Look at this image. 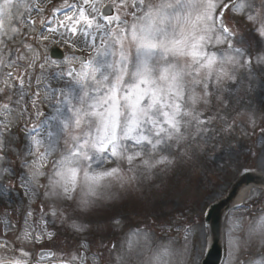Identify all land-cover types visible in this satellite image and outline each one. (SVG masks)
<instances>
[{"label": "snow or ice", "instance_id": "1", "mask_svg": "<svg viewBox=\"0 0 264 264\" xmlns=\"http://www.w3.org/2000/svg\"><path fill=\"white\" fill-rule=\"evenodd\" d=\"M64 7L71 11L57 26L41 19L35 37L33 14L46 12L38 0H0V180H9L0 183V264H191L190 220L157 215L125 229L127 217L114 212L105 242L93 234L92 215L142 193L157 172L235 128L238 93L264 77V0H64ZM60 11L53 5V15ZM45 32L91 52L73 57L78 67H63L48 56ZM45 102L54 115L40 110ZM260 140L250 155L264 160V128ZM16 162L24 169L18 186ZM248 199L258 211L236 206L245 213L227 229V264H264V188ZM62 229L73 246L34 251Z\"/></svg>", "mask_w": 264, "mask_h": 264}, {"label": "rangeland", "instance_id": "2", "mask_svg": "<svg viewBox=\"0 0 264 264\" xmlns=\"http://www.w3.org/2000/svg\"><path fill=\"white\" fill-rule=\"evenodd\" d=\"M106 1L109 0H98V6ZM38 2L40 7L46 9V12L43 16L33 14L36 25L31 35L35 37H39L41 31H43L40 23L41 19L52 22L51 25L46 24L45 28L57 26V20L63 19L64 11H71V9L64 7V0H53L52 4L46 3V0H38ZM68 3L79 5L81 0H68ZM53 5L61 9L55 15H53ZM58 31H64V29L58 28ZM241 31H244L243 27H241ZM45 35H48L49 39L42 42L48 45L47 54L50 58L53 45L65 50L66 55L63 59L51 58L63 67H67L70 62L78 67L79 61L73 60V57L82 58V56L85 57L91 52L88 47L81 49L78 46L73 47L66 44L62 40H56V33L45 32ZM75 39L79 40L80 37L77 36ZM52 83H56L54 77ZM43 94L42 92L41 95L43 96ZM238 95L243 96V106L237 105L240 114L236 116V126L230 133L207 139L194 159L185 161L167 171L157 172L150 185H145L142 193L125 195L123 199L118 198L116 208H100L93 213L91 225L93 234L102 237L107 242L112 234L111 221L108 217L114 212L127 217L124 221L125 229H135L137 226L144 227L145 223H151L157 215L184 218L192 221L195 225L193 236L190 238L187 258L191 264H201L212 239L210 227L205 223L206 213L210 205L223 199L243 173L264 174V160L250 155V153L258 152L262 147L260 136L261 128H264V77L258 76L250 91L246 84L244 90L239 92ZM62 107L67 110V105ZM40 110L48 112L49 115L55 114L49 108L47 102ZM250 119L256 121L254 128L250 124ZM42 120H44V117H37L33 123L38 126L40 134L44 135L47 126L39 127ZM49 122L56 123L55 121ZM13 169L15 174L11 178V183L18 186L19 179L17 177L24 174V169L20 166V162L14 163ZM8 182L7 176L0 180V183ZM260 188L264 187L254 184L248 186L244 198L240 202L232 204L224 214L222 228L224 255L222 264H227L228 259L226 233L230 221L245 213L243 208L237 209L236 206L249 204L253 211H258L255 205L250 204L248 197L254 189ZM9 195L16 202L21 200L18 192H10ZM36 204H39V200L36 201ZM157 232L162 237L161 243L168 244V236H165L159 229H157ZM171 235L174 239H182V237H175L174 232ZM73 245L72 233L62 229L58 234V238L53 241L45 240L37 244L34 251L38 252L41 248L68 249ZM42 264H53V261H45Z\"/></svg>", "mask_w": 264, "mask_h": 264}, {"label": "water", "instance_id": "3", "mask_svg": "<svg viewBox=\"0 0 264 264\" xmlns=\"http://www.w3.org/2000/svg\"><path fill=\"white\" fill-rule=\"evenodd\" d=\"M257 184L264 186V176L256 175L253 173H245L232 187L229 196L218 203L213 204L208 212L206 222L210 225L212 232V245L204 260L203 264H219L222 258V245H221V227L222 218L226 210L236 198L240 189L245 185Z\"/></svg>", "mask_w": 264, "mask_h": 264}, {"label": "bare ground", "instance_id": "4", "mask_svg": "<svg viewBox=\"0 0 264 264\" xmlns=\"http://www.w3.org/2000/svg\"><path fill=\"white\" fill-rule=\"evenodd\" d=\"M246 189H247V187H244L243 189H241V191H240L238 197H237L236 200H235V203H236V202H240V201L244 198V195H245Z\"/></svg>", "mask_w": 264, "mask_h": 264}]
</instances>
